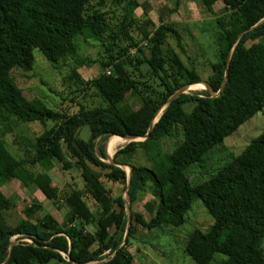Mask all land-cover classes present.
<instances>
[{"label": "trees", "instance_id": "1", "mask_svg": "<svg viewBox=\"0 0 264 264\" xmlns=\"http://www.w3.org/2000/svg\"><path fill=\"white\" fill-rule=\"evenodd\" d=\"M197 2L216 28L217 51L205 80L212 92H183L167 103L179 88L202 79L194 62L186 64L167 40L173 37L186 52L173 23L156 24L145 12L137 16L138 0H0V264H133L127 244L140 228L182 225L195 199L203 200L212 222L185 244L194 264H215L217 255L226 264H264V157L223 189L212 174L197 183L189 179L190 168L264 110V0ZM79 41L95 42L102 55L74 59L58 106L28 97L15 82L14 69H32L34 49L57 68L77 55ZM95 62L101 73L84 79L79 68ZM88 91L103 103L77 100ZM153 121L148 137L114 152L122 167L96 152L98 140L142 137ZM12 122H39L43 130L11 152L4 136ZM83 127L87 139L80 135ZM98 149L105 157L104 144ZM139 150L148 165L134 161ZM55 165L79 181L72 176L56 186L49 173ZM124 166L131 167L128 187ZM12 179L35 185L54 207H66L63 223L32 204L8 224L4 213L12 202L1 186ZM206 182L211 193L203 199L199 184ZM146 190L157 199L153 216L131 212L128 224L123 195L131 207Z\"/></svg>", "mask_w": 264, "mask_h": 264}, {"label": "rangeland", "instance_id": "2", "mask_svg": "<svg viewBox=\"0 0 264 264\" xmlns=\"http://www.w3.org/2000/svg\"><path fill=\"white\" fill-rule=\"evenodd\" d=\"M140 7L135 14L141 16L146 13L156 24L161 22L173 23V26L182 36V44L186 49L181 53L176 45V40L169 36L167 39L172 49L178 52L183 61L187 64L189 59L194 62V68L201 76V81H205L211 73L209 62L215 60L217 51L215 42L214 18L211 16H201L200 7L197 0H138ZM221 3L216 4V9L220 11ZM125 23L133 26V18L130 14L125 15ZM77 55L69 58L66 64H60L57 68H52L50 63L36 49L33 50V67L29 71L14 69L13 78L21 90L28 97H38L45 100L52 106H58L60 96L58 93L64 91V78L69 71V65L74 59L88 57L98 59L101 57L98 44L92 41H79ZM145 45V43H144ZM134 50H131L133 53ZM147 54V50L144 51ZM100 65L95 62L91 65H83L79 68V73L84 79H92L101 73ZM205 86L200 83L189 84L185 92H201ZM78 101L85 104H101L102 99L92 91L80 96ZM136 99L128 98L127 103L131 107H136ZM190 106L186 107L189 110ZM12 130L4 136L9 144L8 148L12 152H18L17 142L34 137L43 130V125L39 122L15 123L12 122ZM1 126V124H0ZM88 128L83 127L80 131L82 138H88ZM141 140V138H137ZM129 142L126 138L108 137L105 141H97L96 152L105 162H109V157L120 147ZM104 144L105 157H102L98 145ZM171 139L165 140V146L171 147ZM172 148V147H171ZM111 150V151H110ZM171 149H168L170 151ZM139 150L134 157V161L139 164L148 165L149 162ZM264 157V110L258 112L250 120L242 124L234 133L226 137L218 146L214 147L204 157L203 161L190 168L189 179L193 183L204 180L209 174L213 175V181L219 189L231 184V182L242 176L244 171L253 163ZM127 172L129 166L123 167ZM95 169H99L95 167ZM53 183L62 187L64 182L79 181L74 173L63 172L55 165L50 171ZM199 190L203 199L210 197L208 183L199 184ZM3 194L12 202L11 208L4 213V220L8 224H15L20 218L24 217L23 210L27 205L38 204L43 212L52 214L55 219L63 223V217L67 212L66 207L58 209L47 200L41 191L35 186L24 187L16 179L1 186ZM126 199L125 194L123 195ZM157 203L147 190L138 193V200L130 207V213H142L146 218L153 216L150 206ZM212 222L211 215L207 212L204 202L195 199L191 208L185 215V222L178 226L155 225L152 227L140 228L134 238L127 244L128 249L133 255V264H194L186 255L185 244L190 234L195 229L205 230ZM91 229V227H88ZM12 240L16 241L17 236ZM20 240L29 241L21 238ZM124 241V238H123ZM264 250V240L262 243ZM215 264L224 263V257L217 255Z\"/></svg>", "mask_w": 264, "mask_h": 264}, {"label": "water", "instance_id": "3", "mask_svg": "<svg viewBox=\"0 0 264 264\" xmlns=\"http://www.w3.org/2000/svg\"><path fill=\"white\" fill-rule=\"evenodd\" d=\"M226 74H227V71H225V75H226ZM198 82L202 83V84L205 86V89H208L210 92H212V90L209 88V86L207 85V83H206L205 81H198ZM196 83H197V82H196ZM187 86H188V85H184V86H182L181 88H179V89H178V90H177L172 96H170V97L168 98L167 103L170 102L174 97L178 96L180 93L185 92V89H186ZM221 89H222V86H221V88L217 91L216 94H218V93L220 92ZM167 103H165V104L162 106V108H164V107L166 106ZM161 110H162V109H161ZM153 125H154V121L151 123V126H150L149 129H148V132H147L144 136H142V137L132 136V135H125V136H120V137H123V138L129 139V141L137 140V138L144 139V138L148 137V135H149V133H150V131H151ZM108 159H109V162H111V163H113V164H115V165H117V166L122 167V164L115 163V162L113 161L112 157H109ZM130 176H131V167L129 166V170L127 171V187H128V185H129V182H130ZM125 205H126V211H127V221H128V224H129L131 213H130L129 202H128L126 199H125ZM124 238H125V237H124ZM14 244H15V241H12V243H11V245H10V250H11V247H12Z\"/></svg>", "mask_w": 264, "mask_h": 264}, {"label": "bare ground", "instance_id": "4", "mask_svg": "<svg viewBox=\"0 0 264 264\" xmlns=\"http://www.w3.org/2000/svg\"><path fill=\"white\" fill-rule=\"evenodd\" d=\"M122 139V138H121Z\"/></svg>", "mask_w": 264, "mask_h": 264}]
</instances>
